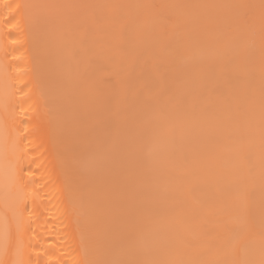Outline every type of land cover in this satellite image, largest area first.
Segmentation results:
<instances>
[{"label":"bare ground","instance_id":"6f19581e","mask_svg":"<svg viewBox=\"0 0 264 264\" xmlns=\"http://www.w3.org/2000/svg\"><path fill=\"white\" fill-rule=\"evenodd\" d=\"M0 264H264V0H0Z\"/></svg>","mask_w":264,"mask_h":264}]
</instances>
